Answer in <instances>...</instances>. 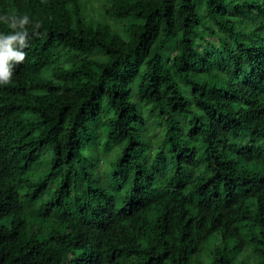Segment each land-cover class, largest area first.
<instances>
[{"label": "trees", "instance_id": "obj_1", "mask_svg": "<svg viewBox=\"0 0 264 264\" xmlns=\"http://www.w3.org/2000/svg\"><path fill=\"white\" fill-rule=\"evenodd\" d=\"M12 12L33 23L0 85V264H264V0Z\"/></svg>", "mask_w": 264, "mask_h": 264}, {"label": "clouds", "instance_id": "obj_2", "mask_svg": "<svg viewBox=\"0 0 264 264\" xmlns=\"http://www.w3.org/2000/svg\"><path fill=\"white\" fill-rule=\"evenodd\" d=\"M0 22L8 24L13 29L10 33L0 32V85H4L10 82L15 65L25 59L26 52L23 49L27 47L30 35L27 25L33 21L27 13L12 12L0 14ZM41 23V21L36 20L34 28H39ZM153 232L156 237L162 235L158 229L153 230ZM171 243L170 240L166 239V247L170 246ZM238 258L240 260V256ZM230 264H235V262L232 261Z\"/></svg>", "mask_w": 264, "mask_h": 264}, {"label": "rangeland", "instance_id": "obj_3", "mask_svg": "<svg viewBox=\"0 0 264 264\" xmlns=\"http://www.w3.org/2000/svg\"><path fill=\"white\" fill-rule=\"evenodd\" d=\"M208 38L210 41H213V42H215V40H216L214 36H209ZM205 260H206L205 262L208 264L209 257H207V258L205 257Z\"/></svg>", "mask_w": 264, "mask_h": 264}]
</instances>
